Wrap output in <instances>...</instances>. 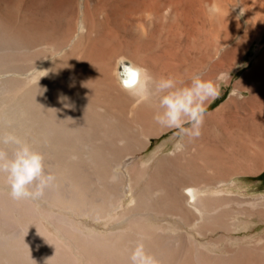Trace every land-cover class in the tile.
Listing matches in <instances>:
<instances>
[{
	"label": "bare ground",
	"instance_id": "obj_1",
	"mask_svg": "<svg viewBox=\"0 0 264 264\" xmlns=\"http://www.w3.org/2000/svg\"><path fill=\"white\" fill-rule=\"evenodd\" d=\"M22 1L0 0V132L40 152L56 181L43 197L17 201L0 177V264H128L138 242L160 264H264V245L219 252L217 239H199L234 224L227 177L264 175V0H30L26 22L9 14ZM229 15L242 32L229 54L242 53L247 69L241 100L229 102L221 124L241 126L239 156L218 149L206 130L193 140L194 152L189 142L164 157L157 150L128 168L138 191L123 205V159L172 129L154 121L158 108L149 100L119 88L114 58L131 54L156 79L148 37L174 42ZM30 66L35 71L21 78ZM257 208L264 221V198Z\"/></svg>",
	"mask_w": 264,
	"mask_h": 264
},
{
	"label": "rangeland",
	"instance_id": "obj_2",
	"mask_svg": "<svg viewBox=\"0 0 264 264\" xmlns=\"http://www.w3.org/2000/svg\"><path fill=\"white\" fill-rule=\"evenodd\" d=\"M27 5L30 6L27 7ZM34 6V4L30 3V0H24L23 3L19 4V7L9 9V14L14 17L20 15V17H23L21 21L24 22L27 20L32 21L33 14L29 12L27 8ZM48 9V12L53 13L50 6ZM231 13L233 15V12ZM230 16L231 15H229L228 18ZM24 17L27 20H25ZM233 21L234 19L232 16L223 23H215L214 25L208 24L205 28L198 29L196 33L190 37L185 33H183V35L181 34L180 37L174 39V42L173 40H162L163 42L161 43V39L156 38L152 39L154 40L152 41L149 37L147 40L152 42L149 41L148 43L152 51L156 54V80H159L161 77H173L179 82V85H186L194 75L199 74L203 79L210 80L218 86L220 95L207 104V113L202 131H209V134L213 137V141L216 140L218 143L220 142L218 149L239 156V152L242 150L241 126L231 123L221 124V119L230 114L229 102L233 100L239 103L241 100L239 84L245 69H247V65L243 64L241 61L242 53L232 56L229 54V48L240 41L242 33L240 32L241 28L239 29L235 21ZM230 22L232 23L230 24ZM152 26L148 27L149 31L158 28L156 24ZM227 28H229L228 31ZM237 30L239 34H236L235 40L229 44L224 43L227 39V35L229 33L233 34V32L236 33L238 32ZM168 41L171 42L169 43ZM162 45L164 47H162ZM168 45H170V47ZM257 49L258 45L255 44L253 46L252 57L255 56ZM117 58L118 57H116V59L114 58V66ZM127 60L136 62V59H133L131 54H129ZM21 69L23 72L20 74L21 78H26L35 71L33 66L27 69L22 67ZM149 102L152 107L158 108V97L153 96ZM224 106L225 108H223ZM211 112L215 114L210 117V114H212ZM178 140H180V138L175 135V130L172 129L159 137H151V144L146 150L123 159L120 168L126 176L125 183L123 184L125 194L122 198L123 205H127L138 191V189L135 191L131 190L128 168L137 165L142 160L148 159L157 150L159 151L157 155L159 157L173 154ZM180 142L183 145L189 142V152L195 151L196 146L193 144V140L185 136ZM225 144L228 145V149L224 147ZM150 172L151 169L147 171V177L144 178L145 181L144 179L142 180L143 184L150 177ZM227 178L228 182L224 187L231 192V197L233 199L229 210L232 212L231 217L234 224L228 229L216 228L209 232L207 236H199V239L207 241L212 238L217 239L219 252L220 249L222 250L227 247L236 248L243 243L247 245L254 243L264 245V221H261V217L257 210L259 200L264 198V183L261 182L260 175L257 173L247 174L236 172ZM85 220V222L92 224L90 219ZM93 226L100 230L105 229L103 223H94Z\"/></svg>",
	"mask_w": 264,
	"mask_h": 264
},
{
	"label": "clouds",
	"instance_id": "obj_3",
	"mask_svg": "<svg viewBox=\"0 0 264 264\" xmlns=\"http://www.w3.org/2000/svg\"><path fill=\"white\" fill-rule=\"evenodd\" d=\"M113 75L119 88L138 102L158 97L159 110L154 121L162 127L174 129L180 140L185 136L194 140L202 135L207 104L220 95L218 86L199 74L186 85H179L173 77L156 80L146 68L125 57L116 60ZM180 140L175 145L176 152L183 150ZM4 146L12 147L11 156ZM3 176H6L9 195L17 201L43 197L45 190L56 181V176L46 170L44 156L11 132H0V177ZM128 264L160 262L146 250L143 242H138L131 251Z\"/></svg>",
	"mask_w": 264,
	"mask_h": 264
},
{
	"label": "trees",
	"instance_id": "obj_4",
	"mask_svg": "<svg viewBox=\"0 0 264 264\" xmlns=\"http://www.w3.org/2000/svg\"><path fill=\"white\" fill-rule=\"evenodd\" d=\"M261 178V177H260ZM263 179H264V175H263V177H262Z\"/></svg>",
	"mask_w": 264,
	"mask_h": 264
}]
</instances>
